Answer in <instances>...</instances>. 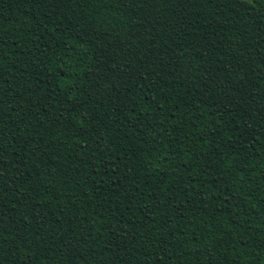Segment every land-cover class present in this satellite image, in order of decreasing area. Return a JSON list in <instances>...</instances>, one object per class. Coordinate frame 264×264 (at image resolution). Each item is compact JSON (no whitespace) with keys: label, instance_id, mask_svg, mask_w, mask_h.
Wrapping results in <instances>:
<instances>
[{"label":"trees","instance_id":"16d2710c","mask_svg":"<svg viewBox=\"0 0 264 264\" xmlns=\"http://www.w3.org/2000/svg\"><path fill=\"white\" fill-rule=\"evenodd\" d=\"M0 264H264V0H0Z\"/></svg>","mask_w":264,"mask_h":264}]
</instances>
